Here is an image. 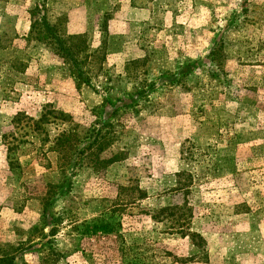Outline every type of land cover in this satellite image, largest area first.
<instances>
[{
  "label": "rangeland",
  "instance_id": "374dc122",
  "mask_svg": "<svg viewBox=\"0 0 264 264\" xmlns=\"http://www.w3.org/2000/svg\"><path fill=\"white\" fill-rule=\"evenodd\" d=\"M5 257L264 264V0H0Z\"/></svg>",
  "mask_w": 264,
  "mask_h": 264
},
{
  "label": "trees",
  "instance_id": "16d2710c",
  "mask_svg": "<svg viewBox=\"0 0 264 264\" xmlns=\"http://www.w3.org/2000/svg\"><path fill=\"white\" fill-rule=\"evenodd\" d=\"M37 23H38L37 19L33 20V22L31 23V29L36 31L37 39L45 40V39L50 38V36H54V32H53L52 28L50 26H48L45 21H42L41 24L38 27H37ZM68 37H70L71 39H74V38L75 39L76 38L80 39V36H75V35H73V36L72 35H68ZM68 58H72V55H69ZM59 220H60L59 217H57L55 219L56 222H59ZM54 228H55V226H52L51 230H54ZM50 235H52V234H50ZM47 242H53V241L48 240ZM48 250L50 251V253H48L49 256H47V260L49 262H53V261L59 260V258H61L63 256V254L60 251H58L57 249H55L52 246L49 247ZM7 261H10V263H8V264H11V259H9L8 257L2 258L0 260V262H3V263L7 262Z\"/></svg>",
  "mask_w": 264,
  "mask_h": 264
}]
</instances>
